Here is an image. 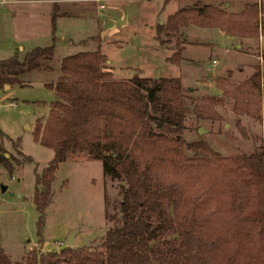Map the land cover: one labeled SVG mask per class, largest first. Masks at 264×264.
Returning <instances> with one entry per match:
<instances>
[{
	"label": "rangeland",
	"instance_id": "374dc122",
	"mask_svg": "<svg viewBox=\"0 0 264 264\" xmlns=\"http://www.w3.org/2000/svg\"><path fill=\"white\" fill-rule=\"evenodd\" d=\"M16 1L19 2L0 0V60L35 59L40 66L38 69L15 67L14 77L20 81L19 86L0 88V143L6 158L0 164V250L12 261H21L33 248L39 254L58 252L66 246L65 240L73 229L77 232L71 247L97 249L109 228L119 224L120 183L103 176L94 149L103 154H119L133 162L138 170L144 169L145 161L133 141L125 136L120 141L115 139L112 122L103 125L98 137L88 138L84 150L61 162L51 184V198L44 211L40 235L39 214L33 202L36 176L49 165L54 154L52 149L39 145L33 136L36 122L43 125L50 104L58 100L45 85L58 82L61 58L97 49L102 54V69L111 72L112 78L105 84L114 90L136 88L135 78L158 81L160 77H178L181 80L183 129L159 128L155 123L152 126L158 134L180 136L184 157L197 158L199 162L189 170L163 165L149 169L147 177L153 188L159 193L171 194L176 202L192 203L196 226L211 217L227 229L231 224L250 227L242 222L248 212L249 192L237 179L222 185L210 175L209 165L216 160L202 144L226 158L259 152L264 158L263 98L250 88L251 84L244 83L257 71L261 70L264 76V63L258 57L260 47L264 56V38L259 40V33L256 37L237 36L233 42L225 43L230 53L238 55L235 45L241 42L238 50L246 56L236 61L233 57L232 60L224 57L222 45L211 47V41L219 33L217 27L228 33L226 27L211 18H202L182 28L184 38L180 34L175 38L162 34L161 38L170 43L159 41L158 24H164L170 12L173 15L180 6L191 8L197 0H101L103 8L94 0ZM254 2L257 6L260 3L264 11V0H201V4L216 7L234 20L243 21L244 28L258 22L259 6L256 14L245 11V5ZM53 15L56 16L54 30ZM176 38L195 45L187 48L185 56L200 62L199 68H191L188 63L181 65L182 57L176 63L169 59L177 50ZM48 47L53 48L51 53L32 55L36 49ZM214 58L219 60L217 64L211 63ZM233 65L235 71L219 74ZM238 67L243 69L242 73H237ZM27 156L31 159L26 162ZM1 185H6L7 191L1 192ZM258 191L257 207L264 209V184ZM105 200L113 219L105 217ZM172 206L168 209L174 215ZM228 218L231 221H226ZM237 242L244 243L245 262L233 258L221 264H264V251H259L254 242L244 235ZM236 247L237 243L234 250ZM252 258L260 261L253 262Z\"/></svg>",
	"mask_w": 264,
	"mask_h": 264
},
{
	"label": "trees",
	"instance_id": "16d2710c",
	"mask_svg": "<svg viewBox=\"0 0 264 264\" xmlns=\"http://www.w3.org/2000/svg\"><path fill=\"white\" fill-rule=\"evenodd\" d=\"M245 6L248 13H257V2ZM51 18L53 28L56 16ZM202 18L214 19L219 26L226 27V31L235 36L256 37L259 33L258 22L244 28L243 21H236L231 15L197 0L196 5L180 8L168 16L164 24H158L159 41L162 44L170 43L161 35L170 38L183 35L182 28ZM260 23L264 36V18ZM174 42L177 50L169 59L176 63L181 60L180 54L187 42L178 38ZM52 50V47L36 49L32 55L51 53ZM102 62L99 49L65 56L60 60L61 76L58 82L45 85L58 96V100L50 104L43 125L36 122L33 136L39 145L52 149L54 154L49 165L36 176L37 188L33 202L39 214L37 230L40 235L44 211L51 198V184L61 162L84 150L88 138L98 137L103 131V125L112 122L115 139L120 141V137L125 136L133 141L141 159L145 161L144 169L138 170L133 162L121 158L119 154H103L94 149V156L101 162L103 176L120 183L119 193L122 197L117 209L120 214L119 224L109 228L97 249L64 246L58 252L39 254L33 248L21 261H12L0 250V264H221L225 259L233 258L245 262L242 253L244 243L237 242L240 235L254 242L259 251L263 252L264 209L257 207L258 189L264 184L263 153L226 158L202 144L205 151L216 160L209 165L210 175L222 185L237 179L249 192L248 212L242 222L250 227H234L230 222L231 228L227 229L218 219L211 217L196 226L193 204L188 201L176 202L167 192L159 193L147 177V171L154 167L163 165L189 170L199 162L197 158L184 157V143L180 136L158 134L152 126L155 123L159 128L169 126L179 131L183 129L181 80L178 77H160L158 81L135 78L136 88L117 91L105 84L112 77L110 71L102 69ZM39 66L35 59L19 62L9 57L0 60V88L8 84H20L14 77L15 67L38 69ZM261 79V73L257 71L244 83L251 84L250 88L259 98L262 96L264 107ZM143 91L144 94L141 93ZM30 159L27 156L25 161ZM5 162L0 143V164ZM229 200L227 195L228 209L231 208ZM170 205H173L174 215L168 209ZM104 212L108 220L112 218L107 200ZM254 260L260 261L258 258L251 259Z\"/></svg>",
	"mask_w": 264,
	"mask_h": 264
},
{
	"label": "crops",
	"instance_id": "0c3cea01",
	"mask_svg": "<svg viewBox=\"0 0 264 264\" xmlns=\"http://www.w3.org/2000/svg\"><path fill=\"white\" fill-rule=\"evenodd\" d=\"M6 1H8V0H6ZM94 1H96V2H100L101 0H94ZM13 2H19V1H16V0H13ZM181 3H184L183 1L181 2ZM101 3H99L98 4V7H99V5H100ZM170 3H168L167 4V7L168 6H170L169 5ZM103 5V4H102ZM260 6H261V4H260ZM103 7H104V5H103ZM100 8V7H99ZM178 8V7H177ZM179 8H181V6L179 7ZM261 9H262V6H261ZM51 6L48 8V12H49V15L51 14ZM174 13V12H173ZM172 13L170 12L168 15H171ZM217 29V31H219V33H218V36H217V38L215 39V40H213V41H211V47L212 48H214V47H216L217 46V44H220V45H222L223 47H224V51H223V55H224V57H228V59L229 60H232V57H233V59H238V60H241V57L242 56H246V54H242V52H240V50H238V48L239 47H241V42L240 43H237L236 45H235V48L237 49V54L238 55H236L235 53H230V48H229V46H227V45H225V43L227 42V41H230V42H233V40L234 39H236L237 38V35L236 36H234V35H232V34H228V33H226L225 31H221L218 27L216 28ZM197 34L198 33H196V36H197ZM186 36V34H184L183 35V38ZM199 36V35H198ZM195 47V45L194 44H192V45H187V44H185L184 45V49L182 50V61H181V65H185L186 63H188L189 65H190V67L191 68H194V67H200V62H198L196 59H194V58H188V57H186L185 56V52H186V50H187V48H189V47ZM210 47V48H211ZM233 54H235V55H233ZM213 60H216V62H213ZM218 59H212L211 60V63L212 64H217L218 63ZM237 61V60H236ZM239 63H242V62H240L239 61ZM203 68H205V67H202V69ZM206 69V68H205ZM208 69V68H207ZM235 69V67H234V65L231 67V68H226V69H223L219 74H223V73H227L228 71H235L234 70ZM237 73L239 72V73H242L243 72V69L241 68V67H238L237 68ZM205 73L207 74V75H209V72L208 71H206L205 70ZM7 255V254H6ZM8 256V255H7Z\"/></svg>",
	"mask_w": 264,
	"mask_h": 264
},
{
	"label": "built area",
	"instance_id": "2783aa9c",
	"mask_svg": "<svg viewBox=\"0 0 264 264\" xmlns=\"http://www.w3.org/2000/svg\"><path fill=\"white\" fill-rule=\"evenodd\" d=\"M6 2V0H4ZM259 6V19H258V23H259V40L263 41L262 39L264 38V36L262 35L261 33V19L264 18V11L261 9V6H260V3L258 4ZM100 8H103V5L100 4L99 5ZM262 47H260V50H259V59L261 60L262 64L264 63V56H262ZM213 62H216V60H213ZM260 73L262 74V77H263V73L262 71L260 70ZM261 90L263 91L264 90V81L261 82ZM262 141H263V152H264V133L262 135ZM58 245H62L61 243H58Z\"/></svg>",
	"mask_w": 264,
	"mask_h": 264
},
{
	"label": "water",
	"instance_id": "95a60500",
	"mask_svg": "<svg viewBox=\"0 0 264 264\" xmlns=\"http://www.w3.org/2000/svg\"><path fill=\"white\" fill-rule=\"evenodd\" d=\"M11 86H15V87H18L19 84H8V85H4V88L5 89H8L9 87ZM7 186L6 185H1V192H5L7 191ZM12 194V193H11ZM10 194V195H11ZM77 232V229H73L72 231H70V233L68 234L66 240H65V245L66 246H73L74 243H75V234Z\"/></svg>",
	"mask_w": 264,
	"mask_h": 264
}]
</instances>
